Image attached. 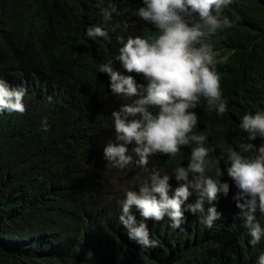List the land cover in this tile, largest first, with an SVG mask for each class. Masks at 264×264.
Returning a JSON list of instances; mask_svg holds the SVG:
<instances>
[{
  "label": "trees",
  "instance_id": "1",
  "mask_svg": "<svg viewBox=\"0 0 264 264\" xmlns=\"http://www.w3.org/2000/svg\"><path fill=\"white\" fill-rule=\"evenodd\" d=\"M16 1L0 0V7ZM47 1L15 20L0 16V78L26 89L23 114L0 113V264H248L264 248V236L249 245L247 228L227 203L211 228L198 213L181 230L169 221L161 225L166 217L146 221L157 247L128 238L117 187L124 174L142 183L158 161L128 171L97 160L96 152L103 157L105 144L115 142L110 114L127 99L111 94L98 66L114 54L115 38L140 31L134 15L140 0ZM112 3L117 12L110 23L118 26L107 29L109 39L100 45L86 28L102 25L100 9ZM228 11L223 16L230 26L212 38L227 110L217 115L208 109L203 118L206 143L215 149L210 156L225 154L222 161L238 117L251 113V100L264 94V0H237ZM209 175L228 179L217 177L215 167ZM243 249L245 257L252 255L247 260L236 256Z\"/></svg>",
  "mask_w": 264,
  "mask_h": 264
},
{
  "label": "clouds",
  "instance_id": "2",
  "mask_svg": "<svg viewBox=\"0 0 264 264\" xmlns=\"http://www.w3.org/2000/svg\"><path fill=\"white\" fill-rule=\"evenodd\" d=\"M41 1L47 0H17L0 7V16L18 19ZM236 1L140 0L134 4L135 18L142 22L140 31L115 38L114 54L98 66V72L109 78L111 94L127 99L110 114L115 142L105 144L104 158L97 151V160L103 167L128 171L158 161L142 183L124 174L117 187L119 222L128 238L144 248L159 246L150 238L146 221L166 217L161 225L169 221L171 228L181 230L183 223L196 221L203 213L201 222L211 228L221 219L223 203L244 223L249 245L264 236V94L251 100V113L238 117L226 161L221 160L225 154L210 156L215 149L206 143L208 129L203 121L211 113L208 109L217 115L227 110L217 69L221 59L212 38L230 26L223 15ZM116 12L114 3L101 8L103 24L87 27L85 35L106 44L107 29L115 31L118 26L110 23ZM25 93L26 89L13 88L0 78V113L23 114ZM41 124L47 131L46 118ZM213 167L217 177L228 179L222 182L209 175ZM236 256L247 260L252 255L245 257L243 249ZM247 263L264 264V248Z\"/></svg>",
  "mask_w": 264,
  "mask_h": 264
}]
</instances>
